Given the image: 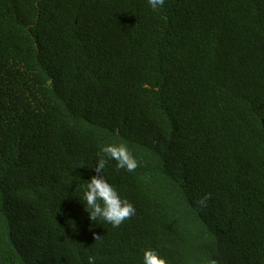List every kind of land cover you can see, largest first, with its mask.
<instances>
[{"label":"trees","instance_id":"obj_1","mask_svg":"<svg viewBox=\"0 0 264 264\" xmlns=\"http://www.w3.org/2000/svg\"><path fill=\"white\" fill-rule=\"evenodd\" d=\"M120 142L140 166L104 169L136 208L113 227L82 193ZM145 248L264 264V0H0V264Z\"/></svg>","mask_w":264,"mask_h":264},{"label":"clouds","instance_id":"obj_2","mask_svg":"<svg viewBox=\"0 0 264 264\" xmlns=\"http://www.w3.org/2000/svg\"><path fill=\"white\" fill-rule=\"evenodd\" d=\"M153 10L163 8L165 0H148ZM98 160L94 167L95 175L85 180L82 200L89 219L106 221L113 227H119L124 221L136 214L135 206L121 196L117 188L112 185L103 175L104 169L111 160L116 162L115 166L128 172H133L140 166V161L133 155L127 143H106L99 147ZM210 194H205L197 203L203 207L206 205ZM74 223V221H72ZM103 236L96 235L95 241L101 240ZM142 264H168L167 259L153 248L142 250ZM98 256L87 255V264H97Z\"/></svg>","mask_w":264,"mask_h":264}]
</instances>
